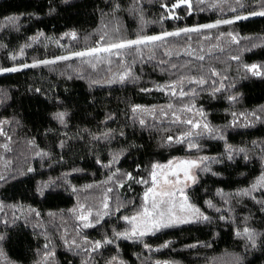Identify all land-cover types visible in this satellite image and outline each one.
<instances>
[{"label":"trees","instance_id":"obj_1","mask_svg":"<svg viewBox=\"0 0 264 264\" xmlns=\"http://www.w3.org/2000/svg\"><path fill=\"white\" fill-rule=\"evenodd\" d=\"M209 1L193 0L189 10L172 9L175 0H0V49L12 51L15 63L20 62L19 71L0 73V121H10L4 129L11 137L0 136V147L5 140L12 146L0 156V167L9 164L5 179L0 180V198H7L0 216V235L4 236L0 264H42L49 251L54 252L48 259L52 264H109L113 257L119 264H264V204L258 203L264 201V187L248 196L237 195L251 189L264 174V76H253L245 68L264 66V16L249 15L262 5L246 0L232 11L224 6L227 1L219 0L226 7L223 10ZM169 12L179 19L168 18ZM238 15L248 18L236 20ZM9 17L18 20L9 24ZM225 19L235 22L168 37L152 53L144 49L143 58L136 57L131 64L132 76L116 84L103 83L116 66L125 70L115 56L111 64L93 60L95 68L85 62L92 59L88 57L24 67L48 53L50 58L44 60H55L64 48L73 53L60 36L70 30L36 42L31 32L38 28L62 32L71 27L82 36V48H90ZM13 36L21 38L17 51L10 48ZM214 44L222 50L203 61L168 55L179 48ZM70 47L74 48L73 43ZM124 51L125 60L131 61L134 50ZM212 70L219 75H211ZM192 75L208 80L202 86L185 80L183 91L195 89V96L178 98L170 89L158 90L157 86ZM176 90L179 93L180 86ZM232 96L237 99L231 100ZM169 103L174 106L171 112L194 105L193 111L202 112L203 122L217 131L198 137L201 148L190 151L185 144L166 142L168 136L187 130V125L131 111L134 106L167 108ZM58 113L65 114L63 123L56 118ZM141 118L144 125L139 123ZM229 145L234 150L232 159H228ZM197 156L209 157V170H197V181L187 195L209 219L140 238L118 237L116 233L131 228L123 217L138 211L150 186L136 180L149 179L155 163ZM128 173L133 180L126 178ZM105 197L109 214L99 223L93 216L95 226L83 228L70 210L81 204L100 209ZM244 227L255 230V248L236 235ZM65 238L75 239L79 247L66 244ZM85 238L112 243L92 252ZM84 247L89 251L84 252Z\"/></svg>","mask_w":264,"mask_h":264},{"label":"snow or ice","instance_id":"obj_2","mask_svg":"<svg viewBox=\"0 0 264 264\" xmlns=\"http://www.w3.org/2000/svg\"><path fill=\"white\" fill-rule=\"evenodd\" d=\"M199 3H203L204 0H198ZM236 3L243 7V4L240 3V0H236ZM165 8H168V5H162ZM186 7L189 10L193 6V0H175V3L171 5L172 9L180 8V7ZM232 11H235V8L231 9ZM251 16H264V4H262L260 10H255L249 13ZM173 19H179L178 16H175L172 12H169V17ZM248 16H237L235 19H247ZM17 17H9L8 23L9 24H15L17 22ZM235 21L232 19H225V20H217L215 23L210 24H204L198 27H186L179 29L177 31L172 32H163L158 35H143V36H137L135 39H127V40H121L116 43H110L107 46L103 47H93L90 49H87L85 51H77L72 53L70 56H60L57 57L55 60H43L39 63L41 64H52L56 63L57 61H64L72 59L73 57L76 58H92L88 59L85 62L89 63L93 68L96 67V63H99L100 61H106L108 64L112 63L111 57L115 56L118 59L122 61V63L125 66V70L123 74L120 75L119 81L124 82L127 78L132 76V68L131 64L136 63V57L143 58V50L148 49L149 53H152L155 48L163 46V44L167 41L168 37H178L181 34L187 35L189 33H201L205 29H212L217 28L221 24H232ZM43 35V33H41ZM67 35H70L73 39L76 38V33L72 32ZM231 36L232 41L239 43V39L237 36L232 35V33L228 34ZM207 38V37H205ZM35 39V38H34ZM143 46V47H141ZM124 50H134L135 55L133 56V59L131 61L125 60L126 53ZM101 53L107 54V56H102ZM189 56L192 55L191 52L187 53ZM168 55H171V53H168ZM200 61H203L205 57L203 55H199L196 57ZM15 59V57H13ZM148 59H153L152 55L148 56ZM232 59H239V57H232ZM93 60L96 61V63H93ZM161 63H164V61H161ZM37 64L32 65H24V67H35ZM173 69L177 67V65L173 64L171 65ZM246 70L251 73L253 76H264V66L252 64V65H246ZM20 69L17 67H11V68H0V73L3 72H16ZM211 75L216 76L219 75V73H216L215 70L211 71ZM187 80L189 84H195V85H204L208 83V80L203 76H182L180 77L176 82L170 83L168 85H165L164 87H158V90L164 91L165 88L170 89V94L174 97L183 98L189 95L195 96L197 95L195 89L190 90V92L183 91V88L180 87L179 93H177V86H182ZM115 82V81H110ZM215 83V81H213ZM223 87V84L220 85V88ZM220 88L214 89V91H219ZM142 91H148V89H142ZM231 100H236V96L230 97ZM169 110H173L174 106L173 104L169 103L166 106ZM194 105H184L182 109H176L172 112L173 120L172 123L175 124H181V125H187V130L183 131L177 136H168L166 138V142L168 144H185L188 150H195L200 149L201 145L198 143L197 138L201 137L203 135H213L217 130L209 127V124L207 122H202L195 120L194 118H182L181 115L177 114L178 112H188L191 113L193 111ZM131 111L133 113H141V112H148V113H154L156 109H144L141 108V106H134ZM160 112L163 116H167L168 113L164 111V109H160ZM201 116H203L202 112H199ZM64 113H58L57 119L61 121V123L64 122ZM235 116L236 114L233 113ZM244 115V114H241ZM253 116H255V113H252ZM10 123V121L4 120L0 121V136H7V132L4 129V125ZM139 123L141 125L145 124L144 119H139ZM199 130V131H196ZM105 138H107L108 134H104ZM8 140H11L10 136H7ZM223 138V137H220ZM98 139V138H97ZM3 148L6 150L9 149V145L5 143L3 145ZM234 150L229 145L228 146V159H232L231 153ZM236 151L244 152V149H238ZM37 155H46V153H40L38 152ZM118 159L117 157H114V160ZM209 160V157L207 156H197L195 159H179V160H170L167 164H160L155 163L152 165L149 179H139L136 180L137 183H143V184H150V186L146 189L143 196V205L140 208L139 211L136 212V214L132 216H124L123 219L131 225V228L126 230L125 232H118L116 235L118 237L123 238H132V237H143L147 234H155L156 231H159L161 229L178 226L180 224H187V223H193L196 221H206L209 219V217L205 216L199 208H197L194 204L190 203L189 197L186 194V188L189 186V182L196 183V175L195 170H203L208 171L209 167L207 165V161ZM29 172L33 171V169L29 168ZM118 171V170H117ZM116 173L114 172L113 175ZM126 178L128 180H133L134 177H132L131 173L126 174ZM5 179V177L0 176V180ZM112 177H109V180H111ZM119 186H123L120 184ZM88 187H92L89 185ZM264 187V174L261 175L257 183L253 184L251 189H244L241 190L237 195L241 196H248L250 195L251 191L256 190L257 188ZM75 190V189H74ZM108 192L112 191V188L107 189ZM41 194H43L41 190ZM209 206L212 207L213 205L209 201ZM258 203L264 204V201H258ZM103 209H108L109 204L107 202V197H105L104 201L102 202ZM3 205L0 204V210H2ZM220 209H217L219 211ZM72 213L76 214V219L80 222H82L83 228H89L94 227L95 224L92 222L93 212L91 208L85 209L84 205H79L77 208H73L70 210ZM116 211H119V207L116 208ZM108 212H101L97 211L95 213L96 216V223H99L100 218L104 215H108ZM36 215H39V213H36ZM50 216L54 215L53 213H49ZM7 223V221H5ZM65 231H67L65 229ZM236 235L246 239L251 243V246L253 248L256 247V232L254 229L250 227H244L242 230H238L236 232ZM4 239V236L0 235V241ZM66 244L71 245H77V242L75 239L69 241L67 238H65ZM84 243L86 245L91 246V251L95 252L99 250L104 244H111L112 240L106 239L103 242L101 241H88L86 238L84 240ZM168 244L163 245V247H167ZM45 248H48V245L46 244L44 246ZM84 252H88L89 248L84 247L82 249ZM54 255V252H46L44 253V261L46 262L50 256ZM116 261V258L113 257V260L109 262V264H114ZM122 264V262H120Z\"/></svg>","mask_w":264,"mask_h":264},{"label":"rangeland","instance_id":"obj_3","mask_svg":"<svg viewBox=\"0 0 264 264\" xmlns=\"http://www.w3.org/2000/svg\"><path fill=\"white\" fill-rule=\"evenodd\" d=\"M223 1H227V2H224V6L227 5V10H230L232 8H235L236 9V8L240 7L236 3V0H223ZM210 2H211L212 6L214 8H217L219 10H223L224 8H226V7H224L223 5L220 4V1L219 0H210L209 3ZM244 2H246V0H240V3L241 4H243ZM225 3H227V4H225ZM256 4H257L256 6H261L262 4H264V0H258L256 2ZM1 17L2 16H0V18ZM71 29L72 28L69 27V28H66L64 31L59 32V31L53 30V28L51 29V27L48 30L45 29V28H38V29H36V31H33L31 33L32 34H35L34 38H35V41L37 42L38 40H42L43 38L46 39L47 35L49 37H51L50 35H52L53 33H55V34H61V33L65 32V31L70 30L67 33H65V35L62 34L60 36H63V39L66 38L65 39V42L67 41V44H68V46L70 48V51L72 50L73 53L74 52H77V51H85V50L90 49V48H93V47H103V46H107L110 43H116L115 40H110L107 44H103V45H100V46L99 45H95V46L90 47V48H82V43H81V37L82 36L79 35V33L75 32V31H72ZM72 32H75L76 33V38L75 39H73L70 35H68L69 37H66L67 34L72 33ZM41 33H43V35H41ZM49 37H47V38H49ZM9 42H10V48H11V50L17 51L19 49L20 44H21V38H18L17 36L16 37L13 36L11 39L9 38ZM117 42H119V41H117ZM72 43H73V47H74L73 49L70 47V45ZM221 50H222V47L221 46H216L215 44L214 45H208V46H205V45H203V46L202 45H200V46L199 45H195V46H189L187 48L186 47L185 48H179L178 50L170 51L169 53H171V55H173V56H178V55H186V56H189L187 53L188 52H191L192 53L191 57L196 58L199 55H203L204 57H206L207 55H210V54L215 53V52H220ZM65 51H68V48H64L63 51H62V53L60 55L55 56V59L57 57H60V56H64V55L70 56L72 54V53H66ZM11 52L12 51L4 50L3 48L0 49V68L19 67L18 64L20 62H18V64L15 63V60L13 59V56H12V53ZM48 54L44 55L41 60H33V61H31L32 64H34V63L35 64H39L40 61H42L44 59L50 58V55H48ZM74 58H76V57H74ZM112 70L109 72L108 77H106L104 79L103 83L108 84V85L109 84L120 83L119 77H120L121 74H123L124 69L122 68L121 65H119V66H116V68L115 69H112ZM110 81H115V82H110ZM183 85H185V84H183ZM183 85L180 86V87H183ZM153 109H156V111L154 113L141 112L142 116H144L146 118H153V119H166V118H169V119L173 120L172 112L168 108L160 107V108H153ZM160 109H164V111L167 112L168 115L167 116H163L161 114V112H160ZM259 112H260V110H259ZM262 113H264V112H262ZM177 114L181 115L182 118H194L195 120H198V121H202L203 122V120L201 118V115L198 112H196V111H192L191 113H188V112H178ZM196 131H199V130H196ZM5 143H7L9 145V149L10 150H11V147H12L11 144H10V142L7 141V140H5V142L0 147V156L1 157H3L4 155H6L7 153L10 152V150H6V149L3 148V145ZM195 158L196 157H188V158L187 157H180V158H175L173 160H179V159H195ZM8 171H9V164H6L5 167H0V176L5 175V172H8ZM195 175H196V181H197V170H195ZM194 184L191 183V182H189V186L186 188V194H187V190L191 186H193ZM6 199H7L6 196H2V198H0V204L3 205L2 210H0V216H1L2 212H3V209H4V201ZM107 202H108V200H107ZM143 202L144 201H142V204H141L140 208L142 207ZM108 204H109V202H108ZM82 205H84V204H82ZM140 208L138 209V211L140 210ZM85 209H87L86 206H85ZM97 211H101V212H105L106 211V212H108V209H103V207H101L100 209L92 210L93 216H95V213ZM132 215H134V214H132ZM104 216H102V218ZM130 227H131V225H130ZM42 264H52V263H51L50 260H47L45 263H42ZM114 264H119V263H114Z\"/></svg>","mask_w":264,"mask_h":264}]
</instances>
